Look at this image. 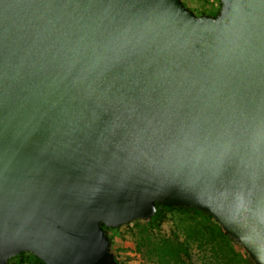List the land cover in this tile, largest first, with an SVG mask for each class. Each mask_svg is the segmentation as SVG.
<instances>
[{"label":"water","instance_id":"water-1","mask_svg":"<svg viewBox=\"0 0 264 264\" xmlns=\"http://www.w3.org/2000/svg\"><path fill=\"white\" fill-rule=\"evenodd\" d=\"M157 204L264 264V0H0V264H122Z\"/></svg>","mask_w":264,"mask_h":264},{"label":"trees","instance_id":"trees-1","mask_svg":"<svg viewBox=\"0 0 264 264\" xmlns=\"http://www.w3.org/2000/svg\"><path fill=\"white\" fill-rule=\"evenodd\" d=\"M157 207V214L148 220H153L151 223L141 219L133 222L138 227L137 247L149 260L156 264H196L193 252L197 249L204 264H254L243 247L211 215L193 208L164 204H157ZM164 211L179 213L176 226L169 234L159 230L160 223L154 220ZM33 256L38 264H46L35 254Z\"/></svg>","mask_w":264,"mask_h":264},{"label":"rangeland","instance_id":"rangeland-1","mask_svg":"<svg viewBox=\"0 0 264 264\" xmlns=\"http://www.w3.org/2000/svg\"><path fill=\"white\" fill-rule=\"evenodd\" d=\"M187 6L196 13L215 14L219 8V0H182ZM179 216L178 212L164 211L158 214L154 220L160 223L159 230L165 233H171L176 226L175 221ZM151 221H147L151 223ZM138 227L135 223L123 225L120 228L110 231L113 237V250L122 264H156L149 260L144 252L140 251L136 243ZM193 258L196 264H204L202 254L195 249ZM9 264H38L31 252H25L22 256H16L10 259Z\"/></svg>","mask_w":264,"mask_h":264}]
</instances>
